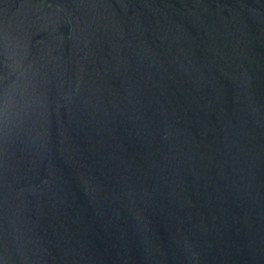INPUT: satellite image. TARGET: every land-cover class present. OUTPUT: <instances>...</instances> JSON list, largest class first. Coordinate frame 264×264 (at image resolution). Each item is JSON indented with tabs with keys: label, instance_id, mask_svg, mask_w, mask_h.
Returning <instances> with one entry per match:
<instances>
[{
	"label": "water",
	"instance_id": "water-1",
	"mask_svg": "<svg viewBox=\"0 0 264 264\" xmlns=\"http://www.w3.org/2000/svg\"><path fill=\"white\" fill-rule=\"evenodd\" d=\"M0 264H264V0H0Z\"/></svg>",
	"mask_w": 264,
	"mask_h": 264
}]
</instances>
